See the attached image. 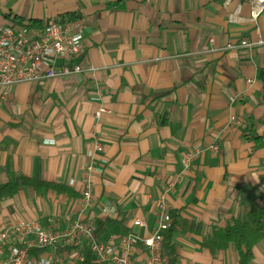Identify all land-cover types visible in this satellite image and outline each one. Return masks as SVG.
<instances>
[{
  "label": "crops",
  "instance_id": "crops-1",
  "mask_svg": "<svg viewBox=\"0 0 264 264\" xmlns=\"http://www.w3.org/2000/svg\"><path fill=\"white\" fill-rule=\"evenodd\" d=\"M249 1L0 0V25L83 20L86 48L75 61L95 69L20 83L6 97L0 89V185L18 175L53 184L0 200V231L19 220L60 230L68 219H92L99 240L148 236L158 196L183 173L166 194L174 221L167 252L178 264H241L234 245L213 253L204 239L264 202V44L225 48L264 40V13L256 25L230 18H247ZM101 107L110 112L97 118ZM95 134L104 150L95 157L93 204L83 209ZM196 148L185 170L182 158ZM86 250L64 241L58 253L81 264ZM253 254L250 264H264V241ZM146 258L141 246L134 264Z\"/></svg>",
  "mask_w": 264,
  "mask_h": 264
},
{
  "label": "built area",
  "instance_id": "built-area-1",
  "mask_svg": "<svg viewBox=\"0 0 264 264\" xmlns=\"http://www.w3.org/2000/svg\"><path fill=\"white\" fill-rule=\"evenodd\" d=\"M230 4V0H227ZM250 15L242 19L238 12L230 14L233 21H247L258 24L264 13V0H250ZM85 23L76 20L70 24L51 23L44 28L28 26L16 27L13 24L0 25V89L2 96H8L14 86L20 83L42 82L56 77H73L75 74H92L94 68L84 67L75 60L85 51ZM213 41V38H211ZM264 40L250 42L243 39L239 42L229 41L225 48L236 49L263 45ZM253 81L252 79L250 80ZM110 110L101 107L96 116L99 118ZM214 150H219L216 144ZM104 150L101 138L95 134L89 155L92 158L86 166L85 188L82 193L83 209L93 204L92 174L97 169L96 155ZM200 149H190L182 158L187 170ZM183 173L176 174L166 183L165 192L156 200L157 226L148 236L130 231L116 241L114 236L99 240L96 235V224L92 219H68L67 225L60 230L44 227L38 220H19L8 224L0 231V264H66L58 253L64 241H69L79 249L89 248L98 264H134L141 246L147 249L145 264H170L171 256L164 246L166 232L171 228V215L166 194L174 191L182 181ZM142 225L141 220L134 222ZM15 240L14 245H11ZM50 249L45 256L36 257L32 248Z\"/></svg>",
  "mask_w": 264,
  "mask_h": 264
},
{
  "label": "trees",
  "instance_id": "trees-1",
  "mask_svg": "<svg viewBox=\"0 0 264 264\" xmlns=\"http://www.w3.org/2000/svg\"><path fill=\"white\" fill-rule=\"evenodd\" d=\"M75 19L76 18H72L70 21ZM54 22L61 24V22L57 20H54ZM51 23L53 22L46 24L44 27ZM28 25L31 27L36 26L34 23ZM26 185H35L37 187L39 185L46 187L53 186V184L32 180L24 175L13 176L9 182L0 185V200L13 197ZM173 225L174 221L172 223V226ZM261 241H264V202L262 204L254 202L244 215L235 219L225 228L214 227L211 234L205 237L204 246L209 248L213 253H216L232 244L239 252L240 263L250 264L254 257L253 247ZM165 245L166 242L164 239V246ZM89 250L84 251L81 264H92V251ZM170 256V264H178L174 255H172V252L170 253Z\"/></svg>",
  "mask_w": 264,
  "mask_h": 264
},
{
  "label": "rangeland",
  "instance_id": "rangeland-1",
  "mask_svg": "<svg viewBox=\"0 0 264 264\" xmlns=\"http://www.w3.org/2000/svg\"><path fill=\"white\" fill-rule=\"evenodd\" d=\"M18 222V221H17ZM17 222H14V223H17ZM14 223H12V224H14Z\"/></svg>",
  "mask_w": 264,
  "mask_h": 264
}]
</instances>
